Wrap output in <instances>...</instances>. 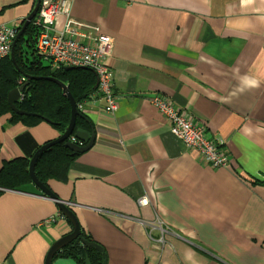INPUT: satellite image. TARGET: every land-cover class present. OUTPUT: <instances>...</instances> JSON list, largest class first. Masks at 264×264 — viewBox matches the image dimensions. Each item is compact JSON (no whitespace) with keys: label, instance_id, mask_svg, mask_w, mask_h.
<instances>
[{"label":"crops","instance_id":"crops-1","mask_svg":"<svg viewBox=\"0 0 264 264\" xmlns=\"http://www.w3.org/2000/svg\"><path fill=\"white\" fill-rule=\"evenodd\" d=\"M34 3L0 0V24H20ZM70 4L74 18L111 37L116 109L104 111L96 92L84 103L94 143L48 188L72 202L105 264H264V0ZM63 20L57 16L54 28ZM154 95L203 125L226 165L206 164L172 134L148 100ZM9 118L0 116V166L62 134L45 121ZM142 196L147 205L138 204ZM60 214L33 183L0 187V264H44L71 230Z\"/></svg>","mask_w":264,"mask_h":264},{"label":"trees","instance_id":"trees-1","mask_svg":"<svg viewBox=\"0 0 264 264\" xmlns=\"http://www.w3.org/2000/svg\"><path fill=\"white\" fill-rule=\"evenodd\" d=\"M36 32L37 28L33 22H29L14 47L15 63L11 59L10 53L0 60V116L9 113V123L20 121L25 125H34L46 119L63 132L70 119V105L61 86L48 79H29L27 76H52L60 80L67 85V89L78 104L96 91L94 88L96 75L89 68L51 70L44 65L34 49ZM20 78L27 80V84L21 92L20 100L16 102V107L28 114L15 113L9 108L6 101L7 92L21 84L18 82ZM79 112L80 115L75 118L74 129L88 130L91 125L89 119L81 111ZM77 154L79 153H73L70 149L65 148L63 142L47 148L36 160L34 171L37 178L47 186V180L58 179ZM28 164L29 158L26 157L2 160L0 187L15 189L21 185L32 183ZM68 223L70 224L69 221ZM80 238L93 241L80 227L79 237L63 247L54 257L71 258L77 264H84V258L87 255L91 264H100L103 251L99 253L93 247H85L81 244Z\"/></svg>","mask_w":264,"mask_h":264},{"label":"built area","instance_id":"built-area-1","mask_svg":"<svg viewBox=\"0 0 264 264\" xmlns=\"http://www.w3.org/2000/svg\"><path fill=\"white\" fill-rule=\"evenodd\" d=\"M69 0H40L36 14L32 18L37 28L35 34L34 49L41 61L51 70H59L64 67L89 68L96 74L97 90L104 100V111L112 113L116 109V97L112 92V79L108 56L111 45V37L103 33L98 24L74 18L70 12ZM64 17L61 28H54L57 16ZM20 24H0V60L9 54L11 44L15 38ZM23 78H20L22 81ZM93 93L77 104L82 111L84 103L90 100ZM149 102L153 104L167 120L169 130L186 147L194 148L200 158L212 167L226 165L227 154L221 150L206 134L203 125L193 122L191 117L161 95L151 96ZM70 141L83 145L72 135ZM139 205H147L148 199L144 196L138 198ZM53 221L54 218H48ZM161 231L162 241L163 230Z\"/></svg>","mask_w":264,"mask_h":264},{"label":"water","instance_id":"water-1","mask_svg":"<svg viewBox=\"0 0 264 264\" xmlns=\"http://www.w3.org/2000/svg\"><path fill=\"white\" fill-rule=\"evenodd\" d=\"M39 3H40V0H35V3L31 9V11L26 16V18L23 20V22L20 26V29L18 30L15 38L12 41L11 49H10V57L14 63H15V61H14V47L16 45V42L19 39L20 35H22V33L24 32L26 26L29 24V22L32 20V18L36 14V11L39 7ZM75 68H77V67L69 66V67H64V70H71V69H75ZM27 77L29 79L44 78V79H48V80H51V81L59 84L62 88V91L64 92V95L68 99V102L70 105V119H69V122H68L65 130L57 138L50 140V141H47V142L43 143L42 145H40L33 152L31 157L29 158V164H28V172H29L31 182L42 192V194L45 197H48L49 199H51L55 202L57 208L59 209V211L61 213L60 215L62 217H64L65 219H67L71 225V230L68 233H66V234L62 235L61 237H59L58 239H56L51 244V246L49 247V249L46 253L44 264H52V260L54 258V255L58 251H60L63 247H65L68 243L72 242L74 239L79 237L80 225H79V220H78L76 214L74 213V211L71 208L70 204L72 202L60 199L55 193H53L45 184H43L37 178L35 171H34L35 163H36V160L38 159V157L42 154V152L44 150H46L47 148H49L52 145L59 143V142H63V146L65 148L70 149L73 153H81V152L86 151L94 143L95 130H94V127L90 121L89 122L91 125L89 126L88 130L83 129V128L74 129L75 118H76V116L80 115V112L77 109L75 99L73 98V96L69 92V90L67 89V85L65 83L61 82L60 80H58L52 76H27ZM26 84H27V80H24L17 87L10 89L6 95V101L9 105V108L18 114H28V112L21 110V109L16 107V102H18L20 100L21 92L23 91ZM97 84H98V81L96 78L94 88L97 87ZM45 121L52 124V122H50L46 119H45ZM70 135H72L76 140L83 142L84 144L78 145L75 142L69 141ZM11 190H13V189H11ZM80 242L85 247H93L99 253H102V251H103L102 246L99 245L98 243H96L95 241H90V240H87L84 238H80ZM84 264H91L90 259L88 258L87 255H85V258H84ZM101 264H105V259H102Z\"/></svg>","mask_w":264,"mask_h":264},{"label":"clouds","instance_id":"clouds-1","mask_svg":"<svg viewBox=\"0 0 264 264\" xmlns=\"http://www.w3.org/2000/svg\"><path fill=\"white\" fill-rule=\"evenodd\" d=\"M30 22H32V20L30 21ZM97 24V23H96ZM21 26V25H20ZM20 29V28H19ZM10 53V52H9ZM94 72V71H93ZM96 75V74H95ZM97 78V77H96ZM23 80H24V78H23ZM23 80L22 81H19V83H22L23 82ZM96 90H97V87H96ZM76 106H77V104H76ZM78 109V108H77ZM78 111H80V110H78ZM82 112V111H81ZM71 136V135H70ZM69 141H70V138H69Z\"/></svg>","mask_w":264,"mask_h":264},{"label":"rangeland","instance_id":"rangeland-1","mask_svg":"<svg viewBox=\"0 0 264 264\" xmlns=\"http://www.w3.org/2000/svg\"><path fill=\"white\" fill-rule=\"evenodd\" d=\"M70 1V0H69ZM23 21L20 22V24H22ZM45 65V64H44ZM46 122V121H45Z\"/></svg>","mask_w":264,"mask_h":264},{"label":"flooded vegetation","instance_id":"flooded-vegetation-1","mask_svg":"<svg viewBox=\"0 0 264 264\" xmlns=\"http://www.w3.org/2000/svg\"><path fill=\"white\" fill-rule=\"evenodd\" d=\"M19 81H20V79H19ZM19 81H18V82H19Z\"/></svg>","mask_w":264,"mask_h":264}]
</instances>
